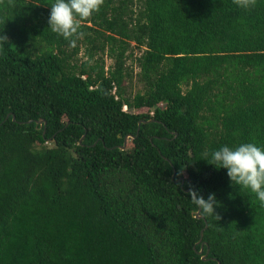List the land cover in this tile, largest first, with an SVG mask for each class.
I'll return each instance as SVG.
<instances>
[{
	"label": "trees",
	"instance_id": "1",
	"mask_svg": "<svg viewBox=\"0 0 264 264\" xmlns=\"http://www.w3.org/2000/svg\"><path fill=\"white\" fill-rule=\"evenodd\" d=\"M54 2L0 0V264H264V207L208 163L264 148V0H104L75 48Z\"/></svg>",
	"mask_w": 264,
	"mask_h": 264
},
{
	"label": "clouds",
	"instance_id": "2",
	"mask_svg": "<svg viewBox=\"0 0 264 264\" xmlns=\"http://www.w3.org/2000/svg\"><path fill=\"white\" fill-rule=\"evenodd\" d=\"M233 3L240 8L249 9L256 5V0H233ZM103 4L104 0H55L50 6L49 29L67 40L69 47L75 48L77 41L86 35L81 30L82 22L98 12ZM6 44L11 46L8 38L0 35V48ZM208 163L218 169H226L231 182L253 193L261 207H264V148L254 143H242L234 149L222 146L212 152ZM187 195L200 214L219 219L215 215L218 204L213 193L205 199L193 188Z\"/></svg>",
	"mask_w": 264,
	"mask_h": 264
},
{
	"label": "rangeland",
	"instance_id": "3",
	"mask_svg": "<svg viewBox=\"0 0 264 264\" xmlns=\"http://www.w3.org/2000/svg\"><path fill=\"white\" fill-rule=\"evenodd\" d=\"M128 50L125 52V56H127L129 53H132V57L131 58H127L125 60V66L127 67L126 69H130L132 72V78L131 81H124V85H126L127 88V92L130 94H133L136 90L140 89V84L137 81L136 75L138 74V69L136 68L135 63H133V59H135V57H138L140 54V51L136 50L134 43L132 42H128ZM77 59L78 61H83L84 57L82 54V50L78 53L77 55ZM103 59V64H104V70H106V68L111 66V61L110 59H108L106 56H102ZM127 146L129 145V142L127 141ZM49 144H47L46 146H48Z\"/></svg>",
	"mask_w": 264,
	"mask_h": 264
},
{
	"label": "water",
	"instance_id": "4",
	"mask_svg": "<svg viewBox=\"0 0 264 264\" xmlns=\"http://www.w3.org/2000/svg\"><path fill=\"white\" fill-rule=\"evenodd\" d=\"M41 121H39L38 123H40ZM123 144H124V142H123ZM198 211L196 212V217H198ZM201 251V245H200V250H199V252Z\"/></svg>",
	"mask_w": 264,
	"mask_h": 264
}]
</instances>
